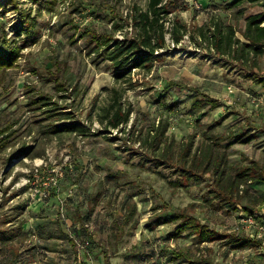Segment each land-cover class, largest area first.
<instances>
[{
	"label": "rangeland",
	"instance_id": "obj_1",
	"mask_svg": "<svg viewBox=\"0 0 264 264\" xmlns=\"http://www.w3.org/2000/svg\"><path fill=\"white\" fill-rule=\"evenodd\" d=\"M148 1L0 0V52L20 48L0 71V264H188L177 253L193 264H264V240L241 222L264 219V182H250L264 172V50L241 59L237 44L211 45L217 27L243 42L264 6L165 0L164 49L117 76L100 35L135 38ZM203 95L218 106L195 110ZM112 105L129 111L118 129L107 126ZM238 133L250 141L234 143ZM208 145L211 166L197 171ZM176 211L217 236L176 234Z\"/></svg>",
	"mask_w": 264,
	"mask_h": 264
},
{
	"label": "trees",
	"instance_id": "obj_2",
	"mask_svg": "<svg viewBox=\"0 0 264 264\" xmlns=\"http://www.w3.org/2000/svg\"><path fill=\"white\" fill-rule=\"evenodd\" d=\"M52 3L58 2L59 0H50ZM244 3L248 4H261L264 6V0H233L230 3L231 8H237ZM165 0H149L148 8L145 12H141L135 17L136 27H137V36L129 41H113V39L106 37L104 35L102 38L105 46L108 47V50H105L106 57L108 60L112 62L114 65V69L118 72L117 76H121L125 71H131L132 69L139 68L141 66H149L158 56L159 52H162L166 45L165 34L166 31L164 29L163 16L167 14ZM3 6H5L3 4ZM182 28V27H181ZM216 34L213 36L214 40L211 43L212 47L221 53L226 52L225 46L227 50H232L233 44H237V52L240 51V58H246L250 54H261L264 50V12L258 13L256 15H251L247 18L244 31H242L241 36L243 38V42L234 37V30L230 27L227 35L222 36L220 29L217 27L215 29ZM171 41L174 44H179L182 39V31L177 27H174L169 32ZM109 45V46H108ZM224 48V49H223ZM19 47H13L9 51L0 52V71L8 70L14 67L15 62L19 58ZM259 84H264L263 79L257 80ZM173 83L169 84L171 88ZM198 93V91H197ZM204 98L202 100L195 99L192 102V107L195 110H201L206 106L214 109L217 105L216 99H211L208 96L203 95ZM196 97V95H195ZM114 108L113 113L109 112L107 117V126L112 129H118L120 125L126 124L129 118V111L122 113L120 106L112 105L111 109ZM108 114V113H107ZM107 116V115H106ZM55 131L62 130H75L76 127H53ZM60 128V129H59ZM158 129V130H157ZM154 129V141L157 140V136H163L164 129ZM4 130H0V136L3 135ZM7 138L2 137L0 140V149L5 146ZM250 141V138L245 136L244 133H238L234 136V143L245 144ZM159 146V142L156 141L155 147ZM167 151V148H166ZM204 156L202 157V161L204 160V165L201 160L196 161L197 171L201 169V171H205L211 166V155L208 153L212 151V146H207L204 148ZM213 172L217 174V178L221 180L223 176V172L219 170L221 163L215 160L213 163ZM205 166V168H204ZM247 173H251V167H246L242 171L237 174L238 178H243L247 176ZM181 176H183L186 180H190L194 174L185 167L181 170ZM197 175L195 174V180L197 179ZM218 180V181H219ZM252 180V181H251ZM238 184H241L242 180L235 181ZM250 182L261 183L264 182V172L260 169L256 172L255 176H251ZM246 212L250 213L251 211L247 210ZM173 221L178 222L179 225L175 229L176 234H182L184 232H189L192 235L195 234V238L198 242H206L214 240L217 236L216 231L210 229L206 224L201 223L196 217L191 218L184 215L182 212H174L171 218ZM177 258L182 259V262H188V264H193L187 260V256L183 253H177Z\"/></svg>",
	"mask_w": 264,
	"mask_h": 264
},
{
	"label": "built area",
	"instance_id": "obj_3",
	"mask_svg": "<svg viewBox=\"0 0 264 264\" xmlns=\"http://www.w3.org/2000/svg\"><path fill=\"white\" fill-rule=\"evenodd\" d=\"M241 222H243L245 226L253 228L258 234V238L264 240V219L259 221L256 216H250L242 218Z\"/></svg>",
	"mask_w": 264,
	"mask_h": 264
},
{
	"label": "crops",
	"instance_id": "obj_4",
	"mask_svg": "<svg viewBox=\"0 0 264 264\" xmlns=\"http://www.w3.org/2000/svg\"><path fill=\"white\" fill-rule=\"evenodd\" d=\"M201 223H202V222H201ZM211 241H213V240H211ZM211 241L200 242V243H202V244H207V243H210Z\"/></svg>",
	"mask_w": 264,
	"mask_h": 264
}]
</instances>
